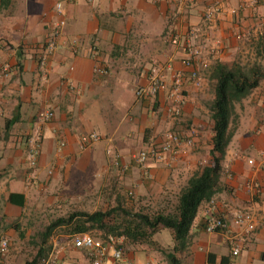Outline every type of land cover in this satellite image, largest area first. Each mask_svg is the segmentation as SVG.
I'll list each match as a JSON object with an SVG mask.
<instances>
[{
  "label": "crops",
  "instance_id": "0c3cea01",
  "mask_svg": "<svg viewBox=\"0 0 264 264\" xmlns=\"http://www.w3.org/2000/svg\"><path fill=\"white\" fill-rule=\"evenodd\" d=\"M58 1L0 0V236L9 239L23 228L28 206L57 185L61 170L64 179L72 171L97 176L91 188L95 194L148 190V205L164 210L174 193L176 204L181 188L212 159L213 119L206 103L214 99L213 67L257 65L264 71V0H63L61 14L55 10ZM214 3L221 5V12L207 23L203 13ZM60 16L66 20L64 46L50 58L48 79L40 81L36 57ZM191 29L200 48L192 67L201 82L195 85L185 77L182 113L172 118L166 92L136 98L134 89L147 84L152 64L164 67L170 86L173 72L188 75L184 49L169 38L187 37ZM73 40L76 52L70 48ZM95 53L108 75L94 71ZM5 64L10 70L3 75ZM67 78L76 90L68 88ZM250 95L252 101L245 98L236 109L238 126L222 160L221 188L212 198L211 207L222 214L227 231L206 230L210 201H205L185 248L174 250L173 231L159 226L148 244L124 246L135 264H169L170 252L180 264L227 263L230 235L242 242L238 264H264V78ZM47 107L53 117L42 121L38 113ZM167 128L188 135L196 130L195 144L184 146L172 165L153 162L147 175L133 164L125 171L111 166L108 148L130 163L134 152L159 142ZM90 132L99 133L100 139L82 149L80 135ZM37 136L42 149L34 169L26 155L29 140ZM234 207L255 210L254 231L247 233L233 223ZM19 259L18 247L10 243L0 264H18ZM62 261L90 264L82 249L71 246Z\"/></svg>",
  "mask_w": 264,
  "mask_h": 264
},
{
  "label": "built area",
  "instance_id": "2783aa9c",
  "mask_svg": "<svg viewBox=\"0 0 264 264\" xmlns=\"http://www.w3.org/2000/svg\"><path fill=\"white\" fill-rule=\"evenodd\" d=\"M221 5L214 3L208 6L204 13L203 19L209 23L214 21L216 16L221 12ZM55 10L58 13L63 12V0L56 2ZM66 20L60 16L52 27L51 35L47 41L41 46L37 55V72L40 81H46L50 72V58L60 46L61 38L64 34ZM196 30L191 29L187 37H180L173 35L169 38V42L175 46H181L184 49L186 57L182 60L184 66L190 67L191 70L188 75H184L180 71L173 72L171 75L172 84L167 82L164 77V67L159 64H152L149 67L147 84L137 85L134 89L136 98L157 97L160 93L166 92L169 103L167 105V112L170 117L176 118L182 113L184 104L183 87L185 77L187 76L195 85H199L201 80L198 71L193 68V61L197 55L200 54V48L195 44L194 38L197 37ZM264 33V29L262 31ZM77 41L73 40L71 49L77 51ZM95 49V48H94ZM97 50H94L96 52ZM96 62L94 71L100 75H108L109 69L101 63L99 56L95 53ZM169 67V64L167 65ZM10 70L9 64H5L1 73L6 75ZM68 88L76 90L72 80L69 78L64 80ZM53 109L47 107L38 113V118L42 121H48L53 117ZM196 130L192 129L190 134H184L174 129H166L162 132L161 140L159 142H151L144 148L134 152L131 155L130 163L122 162V155L118 151H113L111 148L107 149V154L110 157V164L119 170H127L130 164L139 167L145 175L148 174V169L151 163H162L166 166L173 164L180 150L184 146H193L195 144ZM100 139L97 132H90L80 135V147L82 149L89 148ZM41 137L37 136L29 140L27 148V161L31 168H37L38 159L42 149ZM61 146L64 142L60 143ZM252 162V160H249ZM53 171L49 170V174ZM254 187V185H250ZM129 195H133L132 191ZM215 202L210 200L208 215L206 218V230L208 232L227 231L228 224L222 214L217 213L213 205ZM232 221L235 225L241 227L245 232L254 231L257 227L258 217L255 210L249 208L234 207L231 209ZM67 242L62 243L58 236L51 237L50 249L43 255L39 264H63L62 255L68 246L82 249L89 260L90 264H135L130 258L125 255L124 244L121 238H112L105 240L94 236L90 232H77L69 234ZM230 258L227 263L220 262L219 264H238V257L242 252V242L234 235H230ZM10 247V240L7 236H0V261L2 256L8 251Z\"/></svg>",
  "mask_w": 264,
  "mask_h": 264
},
{
  "label": "trees",
  "instance_id": "16d2710c",
  "mask_svg": "<svg viewBox=\"0 0 264 264\" xmlns=\"http://www.w3.org/2000/svg\"><path fill=\"white\" fill-rule=\"evenodd\" d=\"M211 77L215 80L214 99L210 103L213 119L211 162L196 171L178 194L177 202L170 212L156 211L151 214L132 213L117 204L93 212H76L51 221L38 234V250L26 264H39L41 257L49 251L48 239L56 227L67 225L78 216L74 233L87 231L88 225L98 227L102 234L96 236L105 240L124 237L133 243L148 244L151 236L160 226L171 229L174 234V250L185 248L191 238V227L200 205L210 201L220 190L222 160L226 148L238 126L237 104L248 97L264 78L260 66H232L217 63ZM95 236V235H94ZM169 264H180L174 253H166Z\"/></svg>",
  "mask_w": 264,
  "mask_h": 264
},
{
  "label": "rangeland",
  "instance_id": "374dc122",
  "mask_svg": "<svg viewBox=\"0 0 264 264\" xmlns=\"http://www.w3.org/2000/svg\"><path fill=\"white\" fill-rule=\"evenodd\" d=\"M252 92H254V90ZM246 98L248 100L251 98L250 101H252L251 95ZM211 102L208 100L206 103L207 106H210L209 103ZM238 106L239 104L236 106L237 110H239ZM243 110L244 109H242V111ZM60 172V177H54L57 178L55 180L57 185H53L51 190L49 189V191H46L44 194H40V202L43 201V203L36 200L34 205L32 204L28 206L26 214H24L25 220L21 224V227L23 228H20L14 238L9 239L12 246H17L19 249L20 259L18 264H26L27 261L32 259L36 251L39 249L37 246V244L40 243L38 234L44 231L45 227L58 217L68 216L76 212L91 213L96 209H107L117 204L122 205L124 208H128L132 213L143 212L146 214H151L156 211L170 212L175 206L176 198H173L174 193L172 194L173 197L170 199L169 206L164 208V210H161V208L157 209V207L155 209L152 204L148 205V190L141 194L133 192L134 195H129V193H125V191H119L118 195L113 192L103 191V193H100L99 195L98 192L95 194V190H91V188L95 187L97 184V176L93 177L90 173L80 175L79 173L72 171L68 174L67 178L64 179L62 170ZM78 218L79 217L77 216L73 222L67 225L56 227L48 239V244L50 243L52 235L58 236L60 240L63 241L64 239H67L66 237L69 234L76 232L75 223H77ZM86 227L87 232H90L95 236H100L102 234V231L98 227H92L90 225ZM117 238L122 239L125 247H130L129 243H133L125 240L122 236Z\"/></svg>",
  "mask_w": 264,
  "mask_h": 264
}]
</instances>
